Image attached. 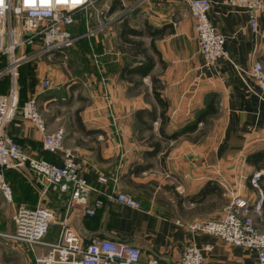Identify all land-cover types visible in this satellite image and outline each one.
<instances>
[{"label": "crops", "instance_id": "1", "mask_svg": "<svg viewBox=\"0 0 264 264\" xmlns=\"http://www.w3.org/2000/svg\"><path fill=\"white\" fill-rule=\"evenodd\" d=\"M210 1L209 18L226 37L229 57L213 66L199 53L196 21L186 0H97L95 7L77 14L76 22L80 17L82 22L79 30L77 23L71 28L75 47L96 50L92 69L80 78L56 64L60 57L49 62L38 55L40 41L18 50V56L31 55L17 69L20 102L37 97L49 130H66L65 146L77 154L80 173L103 192L93 195V201L103 203L95 216L78 210L71 218L86 244L109 238L138 247L143 261L180 264L192 242L203 250L207 264H258L255 252L191 230L195 223L222 218L226 206L240 199L264 231V98L246 74L256 61L264 63V10L254 30L248 8L230 0ZM126 38L140 42L144 54H137ZM4 63L0 94L14 83ZM45 80L51 81L49 88L43 87ZM8 133L31 156L62 165L63 154L44 151L41 133L21 114ZM257 173L258 187L252 182ZM6 177L14 214L17 206L39 204L38 184L20 170H8ZM22 180L32 200L20 197L13 186ZM114 191L133 196L142 208L108 198ZM63 200L50 190L46 205L62 213ZM6 204L0 193V211ZM1 224L0 264H35L47 252L9 238L15 225ZM60 233L61 227L53 225L45 240L56 242Z\"/></svg>", "mask_w": 264, "mask_h": 264}, {"label": "built area", "instance_id": "2", "mask_svg": "<svg viewBox=\"0 0 264 264\" xmlns=\"http://www.w3.org/2000/svg\"><path fill=\"white\" fill-rule=\"evenodd\" d=\"M186 2L196 21L198 50L206 64L213 66L223 58L229 59L224 48L226 37L209 18L212 2ZM230 2L248 8L249 24L254 30L257 29L258 12L264 10V0ZM96 3L97 0H3L0 5V55L10 58L4 73L11 72L15 76L16 70L31 56H18L17 51L35 46L37 41L42 43L38 55L49 62L58 57L62 61L76 41L71 28L76 23L77 14L95 7ZM246 74L254 79L260 97L264 98V63L256 61ZM16 83L8 93L0 94V193L8 203H13V188L6 177L8 170H20L31 183L38 184L41 191L36 207H18L13 216L15 231L8 237L31 247H45L47 252L37 256L35 264H162L157 258L143 261L141 250L126 242L104 238L86 244L71 227L75 211L81 210L89 217L96 215L103 203L100 199L93 201V195L103 192L80 173L76 164L77 154L65 146L66 130H49L37 97H31L21 104ZM50 85V80L43 82L44 88ZM19 113L41 133L44 151L63 154L62 165L31 156L8 133L10 124ZM260 175L257 173L252 180L256 187L259 186ZM99 182L107 183L108 179L99 177ZM50 190L58 191L65 197L62 213L46 205ZM113 193L107 197L133 209L142 208L141 202L133 196ZM262 205L260 201L256 210H261ZM53 225H59L61 233L56 242H48L45 239ZM191 230L216 236L230 245L255 252L258 264H264V231L258 227L244 200H233L226 206L222 218L195 223ZM180 264H207V260L203 250L191 242L185 247Z\"/></svg>", "mask_w": 264, "mask_h": 264}, {"label": "rangeland", "instance_id": "3", "mask_svg": "<svg viewBox=\"0 0 264 264\" xmlns=\"http://www.w3.org/2000/svg\"><path fill=\"white\" fill-rule=\"evenodd\" d=\"M81 22H82V17L78 18V20L76 22L77 23L76 27L78 28V30H79V27L81 26ZM2 48L5 49V46H3ZM86 52L88 54L87 55L88 57H85ZM95 54H96V50L92 45H88L87 50H86V48L83 45H81V46L76 45V47H75V44H74V46H72L68 50L67 56L63 57L64 60H62L56 64L67 68V70L70 72L71 76L73 75L72 77L80 78L79 76H81L83 73H85V71L89 72L90 69H92V67L90 65V61L93 63V60L95 59L93 57V55H95ZM84 59H87V61H85ZM8 74H11L13 76L14 82L16 81L17 85L19 86L20 71L16 70L15 76L11 72H9ZM76 78H75V80H72V81H74V82L77 81ZM13 186H15V188H17V193L20 194V197L23 196L29 200L33 199V192H31L29 194H24V190H23L24 181L23 180L14 182ZM21 193H23V194H21ZM14 202H15V200H14ZM14 204L15 203L6 204L5 209L3 208L0 211V224L2 221L3 222L5 221L8 225H11L12 223L14 224L13 219H12V216L14 215V207H15V206H13ZM18 207L19 206H17L16 208H18ZM0 241H3V240L0 239ZM7 245H8V243H7ZM13 264H20V262L13 260Z\"/></svg>", "mask_w": 264, "mask_h": 264}, {"label": "trees", "instance_id": "4", "mask_svg": "<svg viewBox=\"0 0 264 264\" xmlns=\"http://www.w3.org/2000/svg\"><path fill=\"white\" fill-rule=\"evenodd\" d=\"M125 42H126L127 44H129L131 48H134V49L136 50V53H137V54H144L145 50L143 49V45H142L140 42H134L133 40H129L128 38L125 39ZM40 44L42 45L41 42H40ZM29 48L31 49V47H28L26 50H29ZM17 52H18V51H17ZM26 54H30V53L26 51ZM18 55H20V54H18ZM0 61L5 62V63H4V67H5V68H7V67L9 66V60H8V57H7V56L2 57V58L0 59ZM155 96H156V98H157L160 102H162L161 97H160V94H159L158 92H155ZM21 104H23V102H21ZM162 113H163V112H162ZM19 114H20V113H19ZM19 114H18V115H19ZM173 137H175V136H173ZM154 147H155V148H154V149H155V152H157V151L160 149V145L157 144V143L154 144ZM258 160L261 161V160H262V157L259 158Z\"/></svg>", "mask_w": 264, "mask_h": 264}, {"label": "clouds", "instance_id": "5", "mask_svg": "<svg viewBox=\"0 0 264 264\" xmlns=\"http://www.w3.org/2000/svg\"><path fill=\"white\" fill-rule=\"evenodd\" d=\"M2 3H3V0H0V5H2Z\"/></svg>", "mask_w": 264, "mask_h": 264}, {"label": "bare ground", "instance_id": "6", "mask_svg": "<svg viewBox=\"0 0 264 264\" xmlns=\"http://www.w3.org/2000/svg\"><path fill=\"white\" fill-rule=\"evenodd\" d=\"M11 69L13 70V68L11 67Z\"/></svg>", "mask_w": 264, "mask_h": 264}]
</instances>
